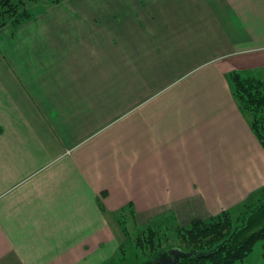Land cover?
Masks as SVG:
<instances>
[{"label": "crops", "instance_id": "0c3cea01", "mask_svg": "<svg viewBox=\"0 0 264 264\" xmlns=\"http://www.w3.org/2000/svg\"><path fill=\"white\" fill-rule=\"evenodd\" d=\"M39 4L0 29V264H112L123 211L188 227L264 188L230 80L264 82V0Z\"/></svg>", "mask_w": 264, "mask_h": 264}, {"label": "trees", "instance_id": "16d2710c", "mask_svg": "<svg viewBox=\"0 0 264 264\" xmlns=\"http://www.w3.org/2000/svg\"><path fill=\"white\" fill-rule=\"evenodd\" d=\"M40 1L0 0V29L31 20L34 10L29 6ZM44 1L57 4L62 0ZM230 80L240 109L252 118V130L264 148V82L238 72L232 73ZM127 218L134 221L135 233L127 226ZM120 225L125 243L129 241L144 251L146 261L142 264H239L258 241H264V188L239 207L207 221L196 220L188 227L179 226L174 218L140 226L132 209L121 213Z\"/></svg>", "mask_w": 264, "mask_h": 264}, {"label": "rangeland", "instance_id": "374dc122", "mask_svg": "<svg viewBox=\"0 0 264 264\" xmlns=\"http://www.w3.org/2000/svg\"><path fill=\"white\" fill-rule=\"evenodd\" d=\"M37 7H41V5L39 4L37 6L36 4H33L29 6L31 10H36ZM127 226L133 233L136 232L132 218H127ZM117 229L120 237L124 238L120 229ZM128 242L127 244L125 243L124 252H120V254L112 261V264H142L146 261L144 251L135 246V244H128ZM239 264H264V241H258L254 246V250L244 259V262Z\"/></svg>", "mask_w": 264, "mask_h": 264}, {"label": "water", "instance_id": "95a60500", "mask_svg": "<svg viewBox=\"0 0 264 264\" xmlns=\"http://www.w3.org/2000/svg\"><path fill=\"white\" fill-rule=\"evenodd\" d=\"M168 262H165V263H163V264H167Z\"/></svg>", "mask_w": 264, "mask_h": 264}]
</instances>
